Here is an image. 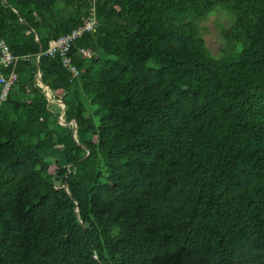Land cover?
I'll list each match as a JSON object with an SVG mask.
<instances>
[{
	"label": "trees",
	"instance_id": "1",
	"mask_svg": "<svg viewBox=\"0 0 264 264\" xmlns=\"http://www.w3.org/2000/svg\"><path fill=\"white\" fill-rule=\"evenodd\" d=\"M93 7L77 76L39 59L76 141L36 56ZM219 8L234 44L215 57L199 24ZM1 41L23 57L0 103V264H264V0H0Z\"/></svg>",
	"mask_w": 264,
	"mask_h": 264
},
{
	"label": "built area",
	"instance_id": "2",
	"mask_svg": "<svg viewBox=\"0 0 264 264\" xmlns=\"http://www.w3.org/2000/svg\"><path fill=\"white\" fill-rule=\"evenodd\" d=\"M95 1V0H94ZM98 25L95 8L84 18L83 24L74 29L72 32L67 33L53 39L49 42L45 51H41L36 56V61H39L42 55L50 57H59L63 66L74 76H77L79 71L74 63L73 56L71 55L72 48L75 42L86 33L95 32ZM81 55L84 57L89 55V51L81 49ZM23 56H17L13 53L8 43L5 41L0 42V103L8 99L11 91L18 81V73L16 71L17 62Z\"/></svg>",
	"mask_w": 264,
	"mask_h": 264
},
{
	"label": "rangeland",
	"instance_id": "3",
	"mask_svg": "<svg viewBox=\"0 0 264 264\" xmlns=\"http://www.w3.org/2000/svg\"><path fill=\"white\" fill-rule=\"evenodd\" d=\"M232 23V16L222 8H219L213 13L209 14L200 22V33L205 39L206 46L208 47L213 56L221 57L225 54V52L231 50V46L234 43L233 41L227 40L226 37H224L223 29L230 27ZM50 106L55 113L59 112L58 117L52 118L51 127H53L56 118L60 123H64L63 121H61L60 118L62 112L61 106L56 103H51ZM91 112L92 110L89 109L87 114L89 115L91 114Z\"/></svg>",
	"mask_w": 264,
	"mask_h": 264
},
{
	"label": "water",
	"instance_id": "4",
	"mask_svg": "<svg viewBox=\"0 0 264 264\" xmlns=\"http://www.w3.org/2000/svg\"><path fill=\"white\" fill-rule=\"evenodd\" d=\"M38 39V38H37ZM37 68H38V73H37V75H36V78H35V80H36V82L38 83V85L46 92V94H47V98H48V101H49V103L51 104V103H56V104H58L59 106H61V110H62V112H61V115H60V118H61V121H63L64 123H62L63 125H71V126H73V132H74V137H75V139H76V141H78V125H77V123L75 122V121H67L66 119H65V113H66V106H65V104L61 101V100H58V99H56L55 97H54V95H53V92H52V90L50 89V87L49 86H47V85H45L43 82H42V79H41V73H40V68H39V61H37ZM66 190H67V192H69V189H68V187H66ZM76 213H77V216H78V219H79V221H80V223L82 224V220L80 219V215H79V211H78V209H76ZM83 225V224H82ZM83 227H84V225H83Z\"/></svg>",
	"mask_w": 264,
	"mask_h": 264
}]
</instances>
